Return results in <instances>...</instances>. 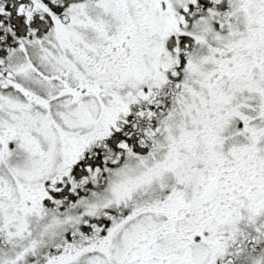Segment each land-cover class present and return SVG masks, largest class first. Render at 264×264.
Returning a JSON list of instances; mask_svg holds the SVG:
<instances>
[{
  "label": "snow or ice",
  "instance_id": "obj_1",
  "mask_svg": "<svg viewBox=\"0 0 264 264\" xmlns=\"http://www.w3.org/2000/svg\"><path fill=\"white\" fill-rule=\"evenodd\" d=\"M0 264H264V0H0Z\"/></svg>",
  "mask_w": 264,
  "mask_h": 264
}]
</instances>
